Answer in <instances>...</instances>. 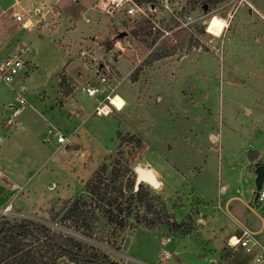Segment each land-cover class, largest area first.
Returning <instances> with one entry per match:
<instances>
[{
    "label": "rangeland",
    "instance_id": "obj_1",
    "mask_svg": "<svg viewBox=\"0 0 264 264\" xmlns=\"http://www.w3.org/2000/svg\"><path fill=\"white\" fill-rule=\"evenodd\" d=\"M13 1L0 0V57L17 41H22L30 49L25 57L30 60L34 52L36 63L34 72L30 67L26 74L21 70L14 78L15 86L24 85L23 96L29 104L19 116V120L28 118L27 127L24 126L26 144L30 142L27 153L12 150L14 143L8 140L15 138L16 132L9 129L11 133L7 134L0 127V135L7 134L0 143V165L4 173L12 179L20 173L24 176L21 183L27 179L13 203L21 207L23 203L33 204L30 212H37L28 215L32 219L84 242L116 264H189L188 261L177 263L172 256L163 257L162 249L176 250L172 243L195 252V264H206L207 256L200 246L213 243L217 246L210 248L224 251L229 264H255L241 248L232 251L219 244L226 232L235 231L233 223L222 213L228 195L235 194L245 201L247 205L239 207V211L248 223L251 221L256 226L258 216L264 219V206L252 202L251 191L254 169L264 164V21L258 14L264 15V0H234L237 6L222 34L223 18L209 16L207 32L215 37L221 35L213 44L217 47L221 44L220 60L209 50L195 52L189 45L185 46V32L181 31L174 42L156 50L159 53L167 50L170 55L156 60H150L149 55L136 65L135 56H146L149 50L143 24L132 28L125 21H107L92 10L84 13L89 18L85 21L82 15L91 0H57L53 4L52 0H43L44 3L20 0L19 6L10 8ZM177 1L184 4L183 10H192L202 18L218 3L230 0H218L212 5L209 0ZM35 6L42 7L43 18L35 13ZM13 11L22 12L38 23L23 29L14 21ZM212 20L216 23L212 24ZM122 28L138 42L116 51L113 43L122 40ZM195 33L205 41L211 38L200 27ZM256 36L258 41H254ZM79 50L87 54L80 56ZM83 61L87 66H83ZM94 67L105 73L107 84L99 86L101 94L91 98L79 90L86 83L97 84L92 73ZM135 70L137 76L132 81L130 76ZM113 87L117 94L112 97L115 107L109 106L106 115L95 114L93 107L107 103L104 95ZM4 91L0 89V100L8 97ZM117 97L125 102L119 109L114 103ZM52 105L62 109L49 112ZM36 110L43 116H38ZM62 110L76 116L71 124L63 121ZM43 117L55 123L63 135H71L75 128L64 147L67 155L56 152L51 161L47 159L54 149L52 144H58L52 133L53 140L42 142L47 134ZM115 158L130 168L132 178L133 167L141 166L152 169L162 180L160 188L140 183L149 191L153 204L149 213L135 202L129 214L104 213L100 209L101 201L85 191V182L101 163L107 169L93 181L110 179L112 166L119 167L114 163ZM51 179L58 186H67L69 192L63 196L78 193L59 203L52 202L49 208L38 212L43 198L54 193L45 189ZM118 182L114 181V185ZM189 191L195 197H187ZM126 196L117 197L115 203L124 206L128 203ZM216 201L221 210L209 208L202 216L215 217V223L201 224L197 206L215 205ZM173 208L179 212L175 217ZM71 210L77 220L70 216ZM217 214L220 219H216ZM134 215L140 222L143 218H153L154 225L146 228L135 222ZM162 221L179 222L180 226L166 228ZM170 232L190 234L181 239ZM126 233L130 235L129 241L122 250ZM165 235H172L171 242L160 245L164 244ZM259 235L264 241V228ZM212 239H215L213 243ZM221 258L218 255L217 260ZM55 264L73 263L60 259Z\"/></svg>",
    "mask_w": 264,
    "mask_h": 264
},
{
    "label": "built area",
    "instance_id": "obj_2",
    "mask_svg": "<svg viewBox=\"0 0 264 264\" xmlns=\"http://www.w3.org/2000/svg\"><path fill=\"white\" fill-rule=\"evenodd\" d=\"M183 5L184 4H178L177 0H91L89 6L84 10L82 17L87 21L89 18L84 13L88 10H92L107 21L115 19L119 23L125 21L132 28L136 25L143 24L147 35L146 44L149 50L144 54L146 56H135L134 60H137L135 65L141 63L140 60H145L154 51L167 46L170 42H174L181 31L185 32V46L189 45V48L195 52L209 50L213 52V54H217V58L220 60L221 44L219 47L213 44L216 43V40H218L221 35L215 37L210 32H207V27L210 22L208 18L211 14L223 18L224 24L221 30L222 34L227 29L232 19L233 11L237 6L236 2L230 0L225 2V4L218 3L213 7L207 17L202 18H200V15H195L192 10H183ZM225 6L228 7L223 10ZM35 13H37L36 10ZM11 15L14 21L18 22L23 29H29L31 26L38 23V20L32 21L31 18L26 17L22 12L13 11ZM197 27H200V29L211 38L207 41L198 38L195 33ZM121 32L123 33L121 36L122 40H116L113 43V49L116 51H122L123 48L132 45L136 41L133 34L129 33L126 29L122 28ZM29 52L30 49L28 46L22 41H17L5 55L0 57V89L3 88L8 94L7 98H9V101L0 100V127L4 128L7 132L9 129L21 127L19 116L22 111L29 106L26 98L23 96L24 85H22V83L18 86L14 85L15 76L21 70H23V75L26 74L27 70L32 67L30 60H27L25 57ZM86 54L84 50H79L80 56ZM82 64L83 66H87L85 61H83ZM99 69L98 67L92 69L97 84L93 85L86 83L80 87L79 91H81L83 95L94 98L96 95L101 94L102 90L99 86L107 84V77L105 73H102ZM114 94L116 93H114L113 87L104 95V100L107 103L97 102L98 104L93 107L95 114L106 115L109 113V106H112L109 102V97ZM104 105L108 106V109L105 111L102 110ZM51 133L54 135L55 142L58 146L64 147L67 145L68 136L63 135L57 128L52 129ZM45 141L48 142L49 139L47 138ZM0 184L14 191L20 188V185L9 179L1 169ZM251 191L252 194H254V189ZM252 202L259 207L264 206V176L257 190L256 198L253 199ZM249 209L251 210V208ZM251 211H253V209ZM0 218L15 221L32 219L30 216L11 208L9 201H6L0 206ZM260 221L261 225L257 230L241 228L239 234H230L225 239V246L227 248L232 251L241 248L245 254L251 255V259L255 264H260L264 261V241L262 240V236L259 235L264 228V219H260ZM59 232L65 234L61 231ZM232 241H234V243H230ZM162 253L165 258L169 256L168 252L164 249H162Z\"/></svg>",
    "mask_w": 264,
    "mask_h": 264
},
{
    "label": "trees",
    "instance_id": "obj_3",
    "mask_svg": "<svg viewBox=\"0 0 264 264\" xmlns=\"http://www.w3.org/2000/svg\"><path fill=\"white\" fill-rule=\"evenodd\" d=\"M216 1L218 0H209V3L212 5ZM211 23H216V20H212ZM170 54L171 52L167 50L160 53L154 51L149 59L156 60ZM136 76L137 70L130 76L131 80L135 81ZM61 78L63 77L60 76V81ZM127 139L131 141V138ZM248 157L253 159L252 156L248 155ZM114 163L119 167L112 166L111 177L107 182H103L101 179L93 181L95 176L107 169L105 163L97 166L85 182V191L90 195H95L101 201L100 209L104 213L111 214L112 211H116L129 214L133 202L143 205L145 211L149 213L153 206L149 198V191L142 184L138 185L137 190H133L134 178L130 177V168L118 158L114 159ZM116 180L119 182L114 185ZM124 195H127V204L123 206L120 203H115L117 197ZM161 206L164 210V205ZM71 211L70 216L74 213L73 210ZM73 217L78 219L75 215ZM133 218L136 223L146 228H151L155 222L153 218H143V222H140L136 215ZM162 223L166 228L180 226L179 222L162 221ZM60 259H66L73 264H116L107 255L92 249L84 242L54 231L38 220L15 221L0 218V264H55Z\"/></svg>",
    "mask_w": 264,
    "mask_h": 264
},
{
    "label": "crops",
    "instance_id": "obj_4",
    "mask_svg": "<svg viewBox=\"0 0 264 264\" xmlns=\"http://www.w3.org/2000/svg\"><path fill=\"white\" fill-rule=\"evenodd\" d=\"M57 0H52V2H51V4H53V3H55ZM19 2H20V0H14L11 4H10V8H12L13 6H15V5H17V6H19ZM40 3H44V1L43 0H41V2ZM51 4H49L48 3V5H51ZM47 5V6H48ZM251 5V4H250ZM43 7H44V5H43ZM251 9H253V6L251 5ZM42 8V7H41ZM41 8H39L38 6H35L34 7V10H36L37 11V13L36 14H38V13H40V15H39V17H41V18H43V15H44V12L42 11L41 12ZM43 9H45V7L43 8ZM47 11V10H46ZM45 11V12H46ZM248 12L250 13L251 12V10H249L248 9ZM258 14H259V16H260V18L261 19H263V21H264V15L262 14V13H260V12H258ZM40 18V19H41ZM231 23V22H230ZM258 41V37L256 36V37H254V41ZM34 60H35V55H34V52H33V54H31V56H30V62H31V66H32V68H31V70L30 71H32V72H34L35 71V69H36V63L34 62ZM6 100H8L9 101V98H7ZM124 101V100H123ZM53 107H54V110H53ZM59 109H62V108H60V107H56L55 105L53 106H50V108H49V112H57ZM36 111H38V110H36ZM46 111V110H45ZM60 111V110H59ZM249 111V110H248ZM62 112L64 113V111L62 110ZM70 112H71V110H70ZM42 112H39L38 111V116H43L42 114H41ZM65 114V118H64V122H66L67 123V121H68V123L69 124H71V120H72V118L73 117H76V116H74L73 115V113L71 112V114H70V116L69 115H67L66 113H64ZM79 115H77V117H78ZM22 119H24V123L22 122ZM27 119V120H26ZM49 119V118H48ZM47 118H45V117H43L42 118V120L44 121V128H46V133L47 134H44V137L42 138V142H46L45 140L48 138V139H50V140H53V135L51 134V131H52V129H54V128H57L56 127V125H55V123H53L51 120H48ZM21 121V127H19V128H14V129H12V131H15L16 132V134H15V138H13V139H11V140H8V142H13L14 144L11 146V148H12V150H14V151H16L18 154H21V153H23V152H25V153H27V151L29 150V146H30V142L28 143V144H26V142H27V136H26V134H25V132H24V126H26L27 127V122H28V118L27 117H21V119H20ZM75 128H73V130L71 131L72 132V134L70 135V133L68 134V135H66V136H68V142L70 141V138L73 136V134H74V132H75V130H74ZM60 131V130H59ZM61 132V131H60ZM9 133H11V131L10 132H7V134H9ZM6 134V135H7ZM49 134V135H48ZM6 135H3V136H1L0 135V143L3 141V139L5 138V136ZM51 135H52V137H51ZM52 138V139H51ZM67 142V143H68ZM53 143V142H52ZM53 146H54V149L52 150V152H50L49 154H48V157H47V159L49 160V161H51L52 160V157L54 156V154L56 153V152H61L62 153V155H67V149H64V147H66V146H64V147H62V146H58V145H56L55 143H53L52 144ZM23 150V151H22ZM80 154H82L81 152H80ZM46 159V160H47ZM46 162V161H45ZM58 164V163H57ZM0 169L2 170V172L4 173V171H3V169H2V166L0 165ZM151 171L153 172V174H154V177H155V179L157 180V182H158V186H157V188H160V187H162V185H163V183H162V180H160L157 176H156V174H155V172L151 169ZM5 174V173H4ZM6 175V174H5ZM15 179H12V178H9V179H11L12 181H14V182H16V183H18V184H20V188L18 189V190H16V191H14V193L10 196V198L8 199V201H9V203H10V205H11V208H13L14 210H18V211H20V212H22V213H24V214H26V215H30V216H33V214H35V212H37V211H35L34 210V212L33 211H31L30 212V210L32 209V208H34L33 207V204L32 205H29V204H27V203H23V205H22V207L19 205H17V204H15V203H13V199L14 198H18L19 197V195L21 194V192H22V189H23V187H24V184H25V182L27 181V179H25V181L24 182H20L21 180H23L24 179V176H22L20 173H16L15 175ZM173 175L171 174V180H172V178H174V177H172ZM158 179H157V178ZM50 183H48V185L45 187V189H46V191H49V192H54V193H52L51 194V196H48L47 198L45 197V198H43V200H42V204H41V207H39L40 209L38 210V212H40V210L42 209V210H44V209H47V208H49L50 206H51V204H52V202H57V203H59V202H61V200H64V199H69L70 197H72L73 195H76L78 192H75L74 194H72V195H67V196H63V194H67L68 192H69V189L67 188V186H65V188H64V186L62 187V185L61 186H58V184L56 183V181H53V179H51L50 181H49ZM244 190H246V189H244ZM172 191V190H171ZM173 192V191H172ZM190 192V191H189ZM245 192V191H244ZM223 193H225V190L223 191ZM187 197H195V195L193 194V191H191L189 194H188V196ZM198 199V198H197ZM199 200V199H198ZM19 203H21V202H19ZM35 205V208H37V204L36 203H34ZM39 205V204H38ZM197 205V204H196ZM247 204L245 203V201L243 200V199H241L239 196H237V195H235V194H233V195H228L226 198H225V200H224V202H223V209H224V211L222 212L224 215H226L227 216V218H229L230 219V221L233 223V225H234V227H235V233L234 232H231V230L232 229H230L228 232H226V234L225 235H223L222 237V239H221V242H220V246L221 245H224L225 244V239L227 238V236H229L230 234H236V232H238L237 234H239L240 233V231H241V228H246V229H249V230H257L258 228H259V226L261 225V221H260V219H263L261 216H258L260 219L258 220V222H257V225L255 226V224L253 223V222H251V221H249V223H248V219L246 218V217H242V214H241V212L239 211V207L241 208V206H242V208L243 207H245ZM209 206H211V207H209ZM209 208H211L210 210H215V209H217V210H221V206L217 203V201H216V204L215 205H206V204H199L198 206H197V208H196V210L198 211V214H200L201 215V224H205L206 226H207V224L209 223L210 224V221H211V223L213 224V223H215V217H212V216H207V217H202V216H204V210L206 211V210H208ZM187 209H188V207H187ZM248 209V208H247ZM172 214H173V216L175 217V214H176V212H178V210H177V208L175 209V208H173L172 210ZM179 213V212H178ZM197 214V215H198ZM216 219H220V216L217 214L216 215ZM177 219V218H176ZM200 219V218H199ZM181 220V219H180ZM179 220V221H180ZM254 224V225H253ZM169 232V231H168ZM170 233H172V234H174V236L175 235H177V236H180V238L181 239H184V237H187V236H189V232L188 233H183V234H177V233H173V232H170ZM236 234V235H237ZM183 235H185V236H183ZM172 235H170V237H171ZM182 236H183V238H182ZM221 236V235H220ZM220 236H219V238H220ZM163 237H165L166 239H165V241H164V244H160V245H165V243H169V242H171L170 241V237L168 236V235H165V236H163ZM175 238H176V236H175ZM215 241V239H212V243ZM217 241H219V240H217ZM207 243V242H206ZM173 244V246H175L176 247V250H174L173 252H169V251H167L168 252V254H169V258L172 256V257H174V261L175 262H177V263H180L181 261H188V263L189 264H195L194 263V256H196V253L195 252H193V253H191L190 252V250H188L187 248H185L184 246H176V244L175 243H172ZM204 245V244H203ZM201 245L200 246V249L203 251V253L204 254H206V256H207V258L205 259V257L203 256V258L205 259V261H206V264H218V262H220V264H229L230 262H229V260L230 259H228V258H225V256H223V255H225V252L224 251H220V250H218V252L217 251H213L212 250V248H210V246H217L216 244H211V245H209V244H206V245ZM244 254V253H243ZM242 254V255H243ZM218 255H220V257H222L219 261L217 260V257H218ZM244 255H246L247 257H248V259L249 258H251V255H248V254H244ZM245 256V257H246ZM197 257H198V255H197ZM218 261V262H217Z\"/></svg>",
    "mask_w": 264,
    "mask_h": 264
},
{
    "label": "water",
    "instance_id": "obj_5",
    "mask_svg": "<svg viewBox=\"0 0 264 264\" xmlns=\"http://www.w3.org/2000/svg\"><path fill=\"white\" fill-rule=\"evenodd\" d=\"M133 172H134V182H133V190H137L138 185L142 182H146L147 184L157 187L158 182L156 181L153 172L149 168H144L141 166H134L133 167ZM264 176V164H258L255 169H254V178H253V189H254V194H253V199L256 198L257 195V190L259 188V185L262 181V178ZM14 193L13 189H8L4 185L0 184V206L8 201L10 196ZM129 234L126 233V235L123 238L122 244H121V249L125 250L128 245L129 241Z\"/></svg>",
    "mask_w": 264,
    "mask_h": 264
},
{
    "label": "clouds",
    "instance_id": "obj_6",
    "mask_svg": "<svg viewBox=\"0 0 264 264\" xmlns=\"http://www.w3.org/2000/svg\"><path fill=\"white\" fill-rule=\"evenodd\" d=\"M114 103H116V106H117V108L119 109V108H121V107L123 106V104H124L125 102L117 97V99H116V101H114ZM230 243H234V241H232V242H230Z\"/></svg>",
    "mask_w": 264,
    "mask_h": 264
},
{
    "label": "bare ground",
    "instance_id": "obj_7",
    "mask_svg": "<svg viewBox=\"0 0 264 264\" xmlns=\"http://www.w3.org/2000/svg\"><path fill=\"white\" fill-rule=\"evenodd\" d=\"M115 95H117V94H114L113 96H110V97H109V99H110V101H109L110 104H112V97H114ZM112 106L115 107L113 104H112ZM107 109H108V106H106V105H104L103 108H102L103 111H105V110H107ZM150 170H151V169H150ZM156 178H157V177H156ZM157 179H158V178H157ZM156 181H157V180H156Z\"/></svg>",
    "mask_w": 264,
    "mask_h": 264
}]
</instances>
